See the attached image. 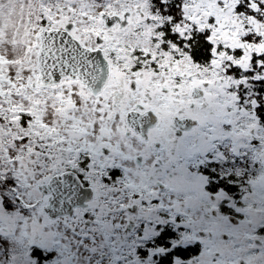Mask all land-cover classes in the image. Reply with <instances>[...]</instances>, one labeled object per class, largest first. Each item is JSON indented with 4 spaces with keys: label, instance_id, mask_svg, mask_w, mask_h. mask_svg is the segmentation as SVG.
<instances>
[{
    "label": "snow or ice",
    "instance_id": "6c2138e0",
    "mask_svg": "<svg viewBox=\"0 0 264 264\" xmlns=\"http://www.w3.org/2000/svg\"><path fill=\"white\" fill-rule=\"evenodd\" d=\"M0 264H264V0H0Z\"/></svg>",
    "mask_w": 264,
    "mask_h": 264
}]
</instances>
